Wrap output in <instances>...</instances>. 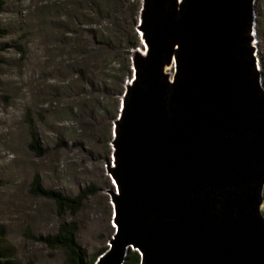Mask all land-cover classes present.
Segmentation results:
<instances>
[{"label":"water","instance_id":"95a60500","mask_svg":"<svg viewBox=\"0 0 264 264\" xmlns=\"http://www.w3.org/2000/svg\"><path fill=\"white\" fill-rule=\"evenodd\" d=\"M254 23V0H142L107 163L113 233L94 264L130 249L141 264H264Z\"/></svg>","mask_w":264,"mask_h":264},{"label":"rangeland","instance_id":"374dc122","mask_svg":"<svg viewBox=\"0 0 264 264\" xmlns=\"http://www.w3.org/2000/svg\"><path fill=\"white\" fill-rule=\"evenodd\" d=\"M44 3L45 0H4L0 12V24L8 29L7 37L1 41L25 47L20 51L9 46L0 53L4 60L0 64V223L22 264H65L61 251L50 249L43 241L61 221L76 222V240L89 256L102 247L107 249L113 233L109 190L115 186L107 170V163L112 161L111 140L106 136L105 145L96 137L88 147H76L72 137L79 133L75 116L62 120L46 117L42 122L40 116L45 117L49 107L30 94L44 63ZM254 15L255 53L264 85V0H254ZM136 31L140 39L138 26ZM142 50L140 39L139 46L130 50L131 69L134 55ZM29 108L34 111L40 138L49 146L43 157L36 156L28 147ZM113 124L114 120L111 135ZM60 138L66 140L61 148L57 146ZM36 175L43 186L66 195L75 196L79 190L92 186L96 193L87 197L76 214H59L51 199L31 192ZM263 209L264 206L262 212Z\"/></svg>","mask_w":264,"mask_h":264},{"label":"trees","instance_id":"16d2710c","mask_svg":"<svg viewBox=\"0 0 264 264\" xmlns=\"http://www.w3.org/2000/svg\"><path fill=\"white\" fill-rule=\"evenodd\" d=\"M3 4L4 0H0V12ZM140 9V0H45L43 4L44 63L30 94L49 107L47 115L40 116L42 122L46 117L62 120L75 116L79 133L72 137L78 148L88 147L96 137L103 143L106 136L112 140L111 123L119 115L120 97L132 72L130 50L140 44L136 31ZM7 34L8 29L0 24V53L9 46L25 49L20 43L2 42ZM3 62L0 56V64ZM33 112L29 108L26 117L28 147L36 156L43 157L49 146L39 136ZM65 143L60 138L57 146L61 148ZM30 190L51 199L59 214L69 211L71 215L80 210L88 196L96 193L92 186L79 190L75 196L66 195L43 186L37 175ZM76 231L75 221H61L43 241L50 249L61 251L65 264H94L106 247L87 255L76 240ZM0 264H22L1 223ZM123 264H141L139 252L130 249Z\"/></svg>","mask_w":264,"mask_h":264},{"label":"bare ground","instance_id":"6f19581e","mask_svg":"<svg viewBox=\"0 0 264 264\" xmlns=\"http://www.w3.org/2000/svg\"><path fill=\"white\" fill-rule=\"evenodd\" d=\"M254 36H255V34H254ZM170 68L172 69L173 67H172V66H166V67H165V71H166V72H170ZM112 183H113V182H112Z\"/></svg>","mask_w":264,"mask_h":264}]
</instances>
